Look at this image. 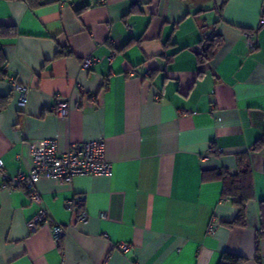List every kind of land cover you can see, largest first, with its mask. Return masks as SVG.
I'll use <instances>...</instances> for the list:
<instances>
[{"label": "crops", "instance_id": "0c3cea01", "mask_svg": "<svg viewBox=\"0 0 264 264\" xmlns=\"http://www.w3.org/2000/svg\"><path fill=\"white\" fill-rule=\"evenodd\" d=\"M0 0V158L27 174L30 146L102 140L108 176L40 178V205L0 187V264H218L255 260L264 200V0ZM15 32L11 35V30ZM253 32V47L244 36ZM217 36L211 58L198 52ZM114 53L112 59L110 54ZM97 61L88 70L83 57ZM25 85L17 103L11 80ZM68 102L66 116L52 111ZM248 161L245 225L222 175ZM2 183L0 177V184ZM83 195L87 223L66 202ZM44 209L51 225L27 223ZM130 249L123 253L119 243Z\"/></svg>", "mask_w": 264, "mask_h": 264}, {"label": "built area", "instance_id": "2783aa9c", "mask_svg": "<svg viewBox=\"0 0 264 264\" xmlns=\"http://www.w3.org/2000/svg\"><path fill=\"white\" fill-rule=\"evenodd\" d=\"M261 23H264L262 17ZM244 36L250 48L253 47V32L245 31ZM114 56L112 52L110 59ZM97 61L93 56L83 57L80 67L88 70ZM13 91L16 94L17 103L23 107L27 101V88L25 85L10 79ZM52 111L58 116H66L68 112V102L64 99H56ZM31 168L27 174L19 172L15 176L9 177L3 170L4 162L0 158V177L2 183L0 187L14 190L22 188L28 193L31 203L40 205V195L35 189V184L40 178L53 179L60 183H68L75 176H108L111 174L112 165L106 160L104 144L102 140H92L80 143H71L67 150L60 153L54 139H45L40 145L30 146ZM85 197L76 195L66 202V207L75 214V218L80 223H87L88 215L82 210ZM51 225V233L54 238L62 237L66 234L65 229L54 223L47 212L39 208L36 214L27 223L28 228L34 229L37 226ZM118 249L127 253L130 245L119 243Z\"/></svg>", "mask_w": 264, "mask_h": 264}, {"label": "trees", "instance_id": "16d2710c", "mask_svg": "<svg viewBox=\"0 0 264 264\" xmlns=\"http://www.w3.org/2000/svg\"><path fill=\"white\" fill-rule=\"evenodd\" d=\"M29 1V0H27ZM37 4H42L41 0H38ZM3 29H8L5 27H0V36L1 31ZM11 30V29H10ZM11 35H14L15 32L11 30ZM221 44V40L214 36L212 39H208L206 43L202 46L199 50L198 54L200 57V61L205 62L209 60L214 54V51L218 48ZM5 59L2 57L0 53V80L6 77V64ZM264 143V141L260 140L255 145L256 149H259ZM238 171L237 173L233 174L232 176L229 175H222L223 180V190H222V197L229 198L232 204L237 208V213L235 217L228 222H224L223 224L229 228L238 226L242 227L245 225V206L247 201L253 197V186L251 181V168L249 166L248 161L241 162L238 164ZM259 216L260 222L259 227L256 231L255 237V260L257 262L260 261V253H259V246L260 242L264 240V200H261L259 203ZM246 261V259L240 255L224 252L220 258L218 264H242Z\"/></svg>", "mask_w": 264, "mask_h": 264}]
</instances>
